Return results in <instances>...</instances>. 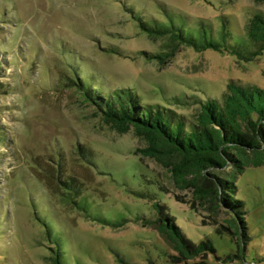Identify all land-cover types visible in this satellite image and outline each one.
<instances>
[{"label": "rangeland", "instance_id": "rangeland-1", "mask_svg": "<svg viewBox=\"0 0 264 264\" xmlns=\"http://www.w3.org/2000/svg\"><path fill=\"white\" fill-rule=\"evenodd\" d=\"M255 14L264 15V3L0 0V264H52L56 244L64 264H185L156 226L143 225L158 217L155 204L190 241L212 243L208 264H264V164L251 163L236 178L244 243L233 211L195 200L147 155L146 138L105 121L69 85L83 76L105 93L131 87L145 102L195 120L232 82L264 89V51L249 61L234 51ZM138 16L195 32L204 25L221 49L182 45L165 63L150 59L172 41L143 31ZM57 169L85 188L77 206L57 193ZM46 175L50 190L40 180Z\"/></svg>", "mask_w": 264, "mask_h": 264}, {"label": "trees", "instance_id": "trees-1", "mask_svg": "<svg viewBox=\"0 0 264 264\" xmlns=\"http://www.w3.org/2000/svg\"><path fill=\"white\" fill-rule=\"evenodd\" d=\"M255 1L264 3V0ZM137 23L150 35L171 39L169 52L147 54L150 59L158 58L162 63L166 61L165 56L174 55L182 45L198 50L221 49L213 31L204 25L195 32L175 20L158 22L138 16ZM222 34L226 40L225 30ZM245 36L237 40L242 46L234 51L249 61L264 51V15H254ZM253 45L256 50H252ZM75 77L77 79L68 78L72 81L69 85L83 92L105 121L122 131L134 129L146 138L148 146L144 151L147 155L168 167L176 183L192 188L195 200L208 203L218 213L221 207L233 211L238 226L235 234L242 236L245 243L247 223L241 210L244 202L235 196L236 178L251 163L264 164L263 88L232 82L222 101L208 99L201 105L195 120H189L167 106L145 102L134 88L123 87L105 93L99 83L83 76ZM80 153L86 158L89 156L88 152ZM252 155L254 161L251 162ZM53 177L57 179V193L63 195L64 201L77 206L78 199L85 194L82 183L75 178H63L60 169ZM40 180L52 189V179L48 175L40 176ZM155 205L158 206V217L143 220V225L156 226L185 264H208V252L215 251L212 243L190 241L173 216L166 213L162 205ZM47 225L51 228L50 223ZM52 249V264H64L59 244Z\"/></svg>", "mask_w": 264, "mask_h": 264}]
</instances>
